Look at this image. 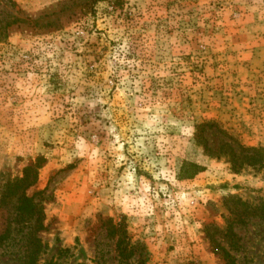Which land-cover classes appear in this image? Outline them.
<instances>
[{
  "label": "rangeland",
  "instance_id": "374dc122",
  "mask_svg": "<svg viewBox=\"0 0 264 264\" xmlns=\"http://www.w3.org/2000/svg\"><path fill=\"white\" fill-rule=\"evenodd\" d=\"M224 141L264 148V0H0V264H264ZM31 165L41 231L2 201Z\"/></svg>",
  "mask_w": 264,
  "mask_h": 264
},
{
  "label": "trees",
  "instance_id": "16d2710c",
  "mask_svg": "<svg viewBox=\"0 0 264 264\" xmlns=\"http://www.w3.org/2000/svg\"><path fill=\"white\" fill-rule=\"evenodd\" d=\"M205 147L209 148L206 143ZM220 155L228 157L229 161L233 164V167L240 170L244 165H254L256 163L264 162V148L246 147L239 145L238 149L230 141H224L218 148ZM33 165L29 166L25 170L23 177L18 178L16 181L8 185L7 191L2 195V201H6L9 197H18V211L22 220H31L36 231L44 229V210L40 202L35 201L34 196H30L26 193V190L35 184L37 181V174L31 178V169ZM191 177V176H190ZM11 230L8 228L4 233L0 234V247L4 246L6 241L11 237ZM228 235L231 237L232 247H236V242L233 239L234 231L230 225L228 228ZM33 250L29 254V260H26L24 264H38L37 258L41 252L42 242L40 238H33L32 240ZM224 259L227 264H237L235 258L230 252L226 251Z\"/></svg>",
  "mask_w": 264,
  "mask_h": 264
}]
</instances>
